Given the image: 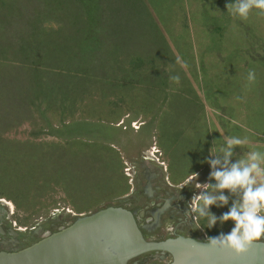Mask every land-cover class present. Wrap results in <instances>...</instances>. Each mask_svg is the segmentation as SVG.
Wrapping results in <instances>:
<instances>
[{"label": "rangeland", "instance_id": "obj_1", "mask_svg": "<svg viewBox=\"0 0 264 264\" xmlns=\"http://www.w3.org/2000/svg\"><path fill=\"white\" fill-rule=\"evenodd\" d=\"M188 2L0 0V201L21 229L43 224L50 233L52 223L66 226L75 215L122 204L131 187L128 166L139 160L161 164L169 182L191 178V192L215 200L206 209L201 202L206 213L196 220L201 233L214 237L236 226L231 219L222 222V215L234 206L242 215L246 190L264 184V15L260 10L253 7L247 19H241L226 8L222 16L225 57L208 64L216 70L210 76L201 73L199 90L210 105L219 98L223 109L207 116L179 76L184 94H171L157 134L146 120L107 119L108 80L100 72L113 68L122 81L124 60L113 61L125 54L123 45L128 41L145 44L137 47L142 51L154 50L146 46L153 42L161 49L164 38L187 37V24L193 18L187 13ZM238 2L226 0V4ZM85 24L99 31L83 30ZM72 25L75 30L68 31ZM162 68L163 85L173 84L169 77L179 75L177 69L172 73L168 62ZM221 135L227 142L215 143L211 149L208 141L217 142ZM229 140L240 143L229 145ZM253 164L250 185L220 188L213 175L231 172L233 167L242 173ZM194 171L195 178L189 176ZM221 196L226 203H221ZM209 213L215 217L211 228ZM257 215L264 216V208Z\"/></svg>", "mask_w": 264, "mask_h": 264}, {"label": "crops", "instance_id": "obj_2", "mask_svg": "<svg viewBox=\"0 0 264 264\" xmlns=\"http://www.w3.org/2000/svg\"><path fill=\"white\" fill-rule=\"evenodd\" d=\"M79 1L83 4L82 0H78V3ZM225 5L226 0H189L187 13L193 15V18L189 19L187 24V37L182 39H161V49L158 45H153L154 42L146 45L147 47H153L154 50L142 49L143 52L140 49L137 50V47L145 44L140 42L139 44L136 42L131 43L130 41L124 44L123 47H127L125 54L121 52L113 61L114 64H118L124 60V64L121 63L122 81L118 82L120 78L117 73H114L115 70L113 68L112 70L100 72L101 75L105 74V78L108 80L107 87L109 89L105 95V103L110 107V109H106V111L108 110L107 113L110 114L107 117L108 122L112 121L115 123L125 116L131 117V121L146 120L148 124L153 125V134H157V126L162 113L170 108L171 94H184L179 89V83H175L170 79V83L173 84L169 86L163 85V62H168L173 66L171 68L172 73H175L174 68L177 69L179 76L185 79L187 87L199 99V104L202 106L201 109L207 112V116H210L209 111L214 110L215 112L223 109L225 106H220L221 101L219 98L214 102L215 100H212V98H215L212 97L211 101L215 104L210 105L211 102L205 96H202L199 86L202 80L201 73L205 71L210 76L212 72V75H214L216 69H211L208 64L220 63L225 57L224 51L221 49L224 41L220 39L222 35L225 36V23L222 21V16H226ZM86 14L89 13L86 12ZM70 27H73V25L67 28L68 31H71L72 28ZM75 27L79 28L82 26ZM82 28L83 30L99 31L98 28L91 24H85ZM73 30H75L74 27ZM160 35L163 36V32H160ZM209 47H213V49L211 50ZM183 63H186L187 67H182ZM214 91L213 89L211 92ZM164 95H166L165 98L162 97ZM214 96L216 97V95ZM216 137H218L219 141L215 142L211 139L208 141L211 149L215 146V143H224L228 140L222 135ZM215 148L219 149V147ZM189 176H193V174L190 173ZM189 180L191 178L186 179L187 182ZM170 183L177 184L179 182L174 183L171 181Z\"/></svg>", "mask_w": 264, "mask_h": 264}, {"label": "water", "instance_id": "obj_3", "mask_svg": "<svg viewBox=\"0 0 264 264\" xmlns=\"http://www.w3.org/2000/svg\"><path fill=\"white\" fill-rule=\"evenodd\" d=\"M73 217L66 226L22 249L1 251L0 264H135L134 259L150 253H159V261L166 254V264H264V242L255 241L246 254L235 256L209 247L206 240L177 236L147 241L133 213L121 206L108 205Z\"/></svg>", "mask_w": 264, "mask_h": 264}, {"label": "flooded vegetation", "instance_id": "obj_4", "mask_svg": "<svg viewBox=\"0 0 264 264\" xmlns=\"http://www.w3.org/2000/svg\"><path fill=\"white\" fill-rule=\"evenodd\" d=\"M155 165L139 160L128 166L131 187L128 194L124 196L123 203L117 206L133 213L137 227L147 241L158 242L177 236L198 241L206 240L207 235L201 233L196 220L191 219L196 213L191 212L188 205L196 194L191 192L188 182L170 183L163 173L161 164ZM2 203L0 201V252L22 249L56 231L59 227H63L52 223L50 229L54 231L50 233L43 224L21 229L12 219L13 212ZM186 211L190 212L189 216L184 215ZM168 221L173 222L171 233L165 228ZM257 242H264V236ZM158 257L159 253H150L134 260L135 264H166L165 261L169 260L166 254L163 261H159Z\"/></svg>", "mask_w": 264, "mask_h": 264}, {"label": "clouds", "instance_id": "obj_5", "mask_svg": "<svg viewBox=\"0 0 264 264\" xmlns=\"http://www.w3.org/2000/svg\"><path fill=\"white\" fill-rule=\"evenodd\" d=\"M225 7L233 17H236L238 14L241 19H247L249 10L253 7L260 10L259 14L264 15V0H240V2L235 5L226 4ZM182 67H187L186 63H183ZM169 79L176 83H179L180 81L179 75L170 76ZM228 143L231 145L232 143H240V141L229 140ZM255 168L256 165L253 164L251 169H245L241 173L233 167L231 172H216L213 173V175L218 181H220V188L234 187L237 184L241 186L245 184L250 185L253 181L248 179V175L249 172ZM192 174L194 178L197 176V173L193 172ZM203 187L207 188L208 185H203ZM219 199L221 203H226L223 196L219 197ZM243 200L244 203L241 206L243 210L242 215L237 214V210L234 206L229 212L223 214L221 217L222 222L231 219L235 221L236 226L228 234L220 233L214 237H207L206 242L209 247L213 249H226L232 252L235 256H241L249 251L253 242L258 241L264 236V216L257 215V213L264 208V184L255 191L248 188ZM201 202L203 204V209H206L209 205L215 203V200L203 195L193 196L188 207L191 212L198 213V215L192 216V221L199 220L206 215L201 207ZM184 215L189 216L190 212L186 211ZM207 215L209 217L207 227L211 228L215 223V217L210 213ZM165 228L171 233L173 231V222L168 221L165 224Z\"/></svg>", "mask_w": 264, "mask_h": 264}]
</instances>
